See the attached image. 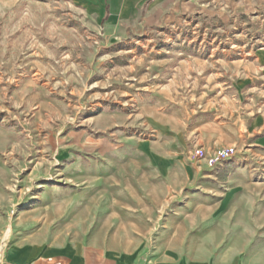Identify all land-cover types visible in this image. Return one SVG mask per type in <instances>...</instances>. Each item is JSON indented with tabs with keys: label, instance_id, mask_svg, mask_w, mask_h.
<instances>
[{
	"label": "rangeland",
	"instance_id": "obj_1",
	"mask_svg": "<svg viewBox=\"0 0 264 264\" xmlns=\"http://www.w3.org/2000/svg\"><path fill=\"white\" fill-rule=\"evenodd\" d=\"M262 118L264 0L123 23L0 0V248L36 222L56 243L248 263L264 255Z\"/></svg>",
	"mask_w": 264,
	"mask_h": 264
},
{
	"label": "crops",
	"instance_id": "obj_2",
	"mask_svg": "<svg viewBox=\"0 0 264 264\" xmlns=\"http://www.w3.org/2000/svg\"><path fill=\"white\" fill-rule=\"evenodd\" d=\"M98 20L123 23L180 6L184 0H70ZM263 118L260 124H263ZM263 125L256 128L259 129ZM264 146V136L261 138ZM38 224L22 227L6 247L0 248V264H240L233 256L222 259L174 258L169 255L101 250L83 242L56 243L37 231ZM24 229V230H23ZM212 246H215L213 242ZM216 246H234L217 243ZM244 264H264V255Z\"/></svg>",
	"mask_w": 264,
	"mask_h": 264
}]
</instances>
